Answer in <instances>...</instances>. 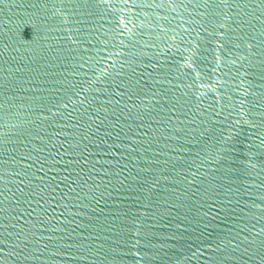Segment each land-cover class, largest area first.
<instances>
[{
    "label": "water",
    "instance_id": "water-1",
    "mask_svg": "<svg viewBox=\"0 0 264 264\" xmlns=\"http://www.w3.org/2000/svg\"><path fill=\"white\" fill-rule=\"evenodd\" d=\"M0 264H264V0H0Z\"/></svg>",
    "mask_w": 264,
    "mask_h": 264
}]
</instances>
